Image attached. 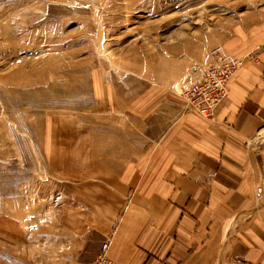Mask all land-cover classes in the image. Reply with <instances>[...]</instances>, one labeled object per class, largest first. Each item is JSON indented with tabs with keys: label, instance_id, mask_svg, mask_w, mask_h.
Wrapping results in <instances>:
<instances>
[{
	"label": "rangeland",
	"instance_id": "rangeland-1",
	"mask_svg": "<svg viewBox=\"0 0 264 264\" xmlns=\"http://www.w3.org/2000/svg\"><path fill=\"white\" fill-rule=\"evenodd\" d=\"M263 26L264 0H0V264H81L63 227L99 207L61 179L66 145L126 107H187L210 50Z\"/></svg>",
	"mask_w": 264,
	"mask_h": 264
},
{
	"label": "crops",
	"instance_id": "crops-1",
	"mask_svg": "<svg viewBox=\"0 0 264 264\" xmlns=\"http://www.w3.org/2000/svg\"><path fill=\"white\" fill-rule=\"evenodd\" d=\"M222 48L244 60L211 119L165 98L66 145L61 179L98 197L63 227L81 264L105 240L114 264H264V26Z\"/></svg>",
	"mask_w": 264,
	"mask_h": 264
},
{
	"label": "built area",
	"instance_id": "built-area-1",
	"mask_svg": "<svg viewBox=\"0 0 264 264\" xmlns=\"http://www.w3.org/2000/svg\"><path fill=\"white\" fill-rule=\"evenodd\" d=\"M213 53L218 56L217 63L210 65L200 79L181 94L186 106L204 118L212 116L215 106L226 95L227 81L241 65L236 59L220 56L217 50ZM106 253L104 245L93 264H104Z\"/></svg>",
	"mask_w": 264,
	"mask_h": 264
},
{
	"label": "bare ground",
	"instance_id": "bare-ground-1",
	"mask_svg": "<svg viewBox=\"0 0 264 264\" xmlns=\"http://www.w3.org/2000/svg\"><path fill=\"white\" fill-rule=\"evenodd\" d=\"M218 51V54L220 55V56H224V57H228L229 59H231V58H233V59H236V58H234L233 56H230V55H228L227 53H225L222 49H221V47H215V48H213V49H211L210 50V55H211V57H212V63L210 64V65H212V64H214V63H217V61H218V56L217 55H215L213 52L214 51ZM209 55V56H210ZM237 61H239L240 63H241V65H240V67L234 72V74L231 76V78H229V80L227 81V84H226V95H225V97L220 101V103L224 100V99H226L227 98V96H228V93H229V90H228V86H229V83H230V81H231V79L235 76V74H237V72L239 71V69L242 67V64H243V59H241V60H238V59H236ZM210 65H208V66H206L205 68H202V69H200V71H199V75H198V77H196V79H195V81L194 82H192L185 90L186 91H188V88L191 86V85H193L194 83H196L199 79H200V77H201V75H202V73L210 66ZM184 90V91H185ZM186 105V104H185ZM214 116V115H213ZM212 116V117H213ZM104 245H106V248H107V253H106V255L104 256V261H103V263L104 264H114L110 259H109V257H108V250H109V246H110V241L109 240H105L101 245H100V248H99V251H98V254L96 255V257H95V259L91 262V263H89V264H93V262L97 259V257L99 256V254H100V252H101V248L104 246Z\"/></svg>",
	"mask_w": 264,
	"mask_h": 264
}]
</instances>
